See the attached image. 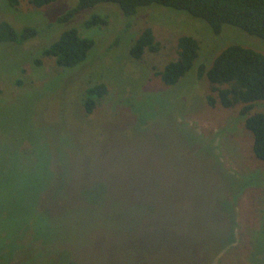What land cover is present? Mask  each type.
Segmentation results:
<instances>
[{
	"label": "rangeland",
	"instance_id": "obj_1",
	"mask_svg": "<svg viewBox=\"0 0 264 264\" xmlns=\"http://www.w3.org/2000/svg\"><path fill=\"white\" fill-rule=\"evenodd\" d=\"M77 1L0 0V20L41 28L24 44L0 42V264H264V161L241 105L210 106L216 93L196 67L231 44L264 54V38L229 24L216 34L157 4L128 18L99 2L48 26ZM93 13L107 24L85 27ZM70 27L95 44L62 68L41 52ZM146 27L159 50L133 59ZM183 34L199 56L166 86L156 71ZM101 82L107 92L87 113L85 90Z\"/></svg>",
	"mask_w": 264,
	"mask_h": 264
},
{
	"label": "trees",
	"instance_id": "obj_2",
	"mask_svg": "<svg viewBox=\"0 0 264 264\" xmlns=\"http://www.w3.org/2000/svg\"><path fill=\"white\" fill-rule=\"evenodd\" d=\"M55 1L29 0L36 8L49 6ZM7 2L10 8L19 4V0ZM99 2L117 4L128 18L134 16L139 7L157 4L183 10L193 17L204 19L216 34L220 32L222 25L229 24L251 35L264 38V0H78L74 7L52 18L48 26L67 23L80 11ZM106 24V17L98 13L91 14L84 21L87 28ZM39 31L41 28L37 25L17 28L8 20H0V42L21 45L37 38ZM94 44L93 38L81 36L76 27H70L62 31L41 53L43 56L54 58L57 66L70 68L83 62ZM159 47L153 30L146 27L131 44L129 54L133 59H141L146 51L156 52ZM199 48L197 39L192 35L179 36L177 57L156 71L161 81L166 86L176 84L195 67ZM35 62L40 64L39 59ZM196 67L198 77H206L210 90L216 93V96L206 95V101L210 106L217 103L225 108L241 105L239 114L244 117L245 129L252 135V151L256 158L264 161V110H254L259 104L264 106V54L252 48L231 44L218 53L209 66L198 63ZM106 92V84L102 82L90 84L83 98L85 112H92L96 101ZM60 256L61 262L66 261L68 252L62 251Z\"/></svg>",
	"mask_w": 264,
	"mask_h": 264
}]
</instances>
